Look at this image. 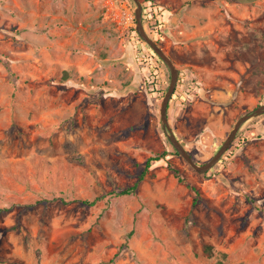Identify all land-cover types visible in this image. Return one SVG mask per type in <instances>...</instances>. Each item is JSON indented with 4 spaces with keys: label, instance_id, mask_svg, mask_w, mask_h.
<instances>
[{
    "label": "rangeland",
    "instance_id": "1",
    "mask_svg": "<svg viewBox=\"0 0 264 264\" xmlns=\"http://www.w3.org/2000/svg\"><path fill=\"white\" fill-rule=\"evenodd\" d=\"M138 1L178 69L168 125L205 163L264 104V0ZM136 7L0 0V264H264V113L193 168Z\"/></svg>",
    "mask_w": 264,
    "mask_h": 264
},
{
    "label": "water",
    "instance_id": "2",
    "mask_svg": "<svg viewBox=\"0 0 264 264\" xmlns=\"http://www.w3.org/2000/svg\"><path fill=\"white\" fill-rule=\"evenodd\" d=\"M137 2V7L135 9V18H136V29L138 34L150 45V47L153 49V51L164 61V63L168 66L170 70V83L168 86V89L165 93V96L161 102L160 106V115L162 120V125L165 129L169 131L168 137L177 150V152L186 159V161L197 171L204 172L208 169H210L215 163H217L222 155L226 152L228 147L231 145L233 139L235 138V135L237 131L241 128V126L252 116L264 113V104L257 106L252 112L245 113L241 115L237 121L234 123L233 128L229 131L227 137L224 139V141L221 143L217 151L214 153V155L208 159L205 163L197 164L192 156L188 153V151L183 147V145L180 143L174 132L171 130L170 126L168 125L167 120V108H168V102L170 100V97L172 95V92L174 90V87L177 82L178 78V69L175 66L173 60L168 56L160 47L159 45L147 35V33L144 31L141 14H142V7L138 0H135Z\"/></svg>",
    "mask_w": 264,
    "mask_h": 264
},
{
    "label": "trees",
    "instance_id": "3",
    "mask_svg": "<svg viewBox=\"0 0 264 264\" xmlns=\"http://www.w3.org/2000/svg\"><path fill=\"white\" fill-rule=\"evenodd\" d=\"M159 22V21H158ZM153 53V52H152ZM153 55L155 56L156 60H160V58L155 55V53H153ZM166 155L165 151L163 153H160V154H157V155H154V156H151V157H148L144 163V166H143V169L141 170L140 172V175L138 177V179L130 186H127L125 188H122L118 194H121V195H125V194H131L133 192H135L136 188H137V184H138V181L141 180L144 175L146 174L148 168L150 167L151 163L153 161H156V160H159L161 158H163L164 156ZM222 159V158H221ZM172 169V171L174 172V174L177 176V178L179 180H182V178L180 177L179 175V172H178V169L177 168H173V167H170ZM98 199V197H95L94 199H92L91 201H88V200H84L82 202L86 203V204H94L96 202V200ZM193 202H195V199L193 200Z\"/></svg>",
    "mask_w": 264,
    "mask_h": 264
}]
</instances>
